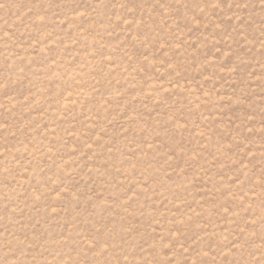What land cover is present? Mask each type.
<instances>
[{
    "label": "rangeland",
    "instance_id": "374dc122",
    "mask_svg": "<svg viewBox=\"0 0 264 264\" xmlns=\"http://www.w3.org/2000/svg\"><path fill=\"white\" fill-rule=\"evenodd\" d=\"M0 264H264V0H0Z\"/></svg>",
    "mask_w": 264,
    "mask_h": 264
}]
</instances>
